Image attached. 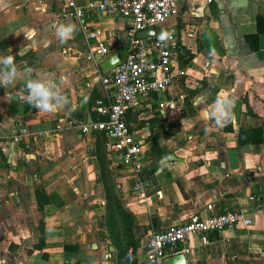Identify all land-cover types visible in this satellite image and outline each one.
<instances>
[{"label":"crops","instance_id":"obj_1","mask_svg":"<svg viewBox=\"0 0 264 264\" xmlns=\"http://www.w3.org/2000/svg\"><path fill=\"white\" fill-rule=\"evenodd\" d=\"M75 1L86 6L95 0ZM63 5L64 0H0V55H15L21 72L30 67L62 80L68 101L44 113L21 99L23 78L0 87V264H116L102 164L134 218L138 263L152 232L194 216L238 210L252 223L215 232L207 245L191 235L188 264H264V142H257L264 138V0H184L179 14L166 21L177 31L174 81L131 109L127 120L145 165L148 153L154 159L173 153L178 160L162 164L142 189L131 186V167L101 133L87 137L79 127L98 118L94 107L106 95L98 70L128 40L126 22L105 14L91 19L100 31L92 38L61 14ZM68 22L77 30L61 43L52 25ZM100 41L110 45L107 55L86 60ZM222 93L234 108L220 127L203 113ZM18 121H26L32 135L14 142ZM38 188L48 199L43 210Z\"/></svg>","mask_w":264,"mask_h":264},{"label":"built area","instance_id":"obj_2","mask_svg":"<svg viewBox=\"0 0 264 264\" xmlns=\"http://www.w3.org/2000/svg\"><path fill=\"white\" fill-rule=\"evenodd\" d=\"M182 1L184 0H95L86 6H80L75 0H64L61 8L64 17L78 21L83 31L96 39L100 31L93 28L91 19L105 14L126 22L127 38L131 41L127 59L108 73L98 70L99 82L106 91L105 99H98L94 107L98 118L92 122H81L79 127L87 137L96 133L105 134L110 150L131 167L137 189L143 188V151L142 145L130 131L127 114L154 94L169 89L174 81L172 65L176 54L177 31L174 27H166L165 23L179 14ZM151 26L158 27L154 36L136 37L139 31ZM162 30L171 34L166 43L158 39ZM68 50L66 48L64 51ZM109 50L110 45L100 41L99 46L87 52L86 60H102ZM31 135L27 122L18 121L12 140L20 142ZM239 223L250 225L252 220L241 211L235 210L208 217L194 216L186 222L171 223L152 232L147 242L146 255L138 264H164L168 256L190 254L192 248L186 242L191 235L198 236L201 244L207 245L211 234L222 232Z\"/></svg>","mask_w":264,"mask_h":264},{"label":"clouds","instance_id":"obj_3","mask_svg":"<svg viewBox=\"0 0 264 264\" xmlns=\"http://www.w3.org/2000/svg\"><path fill=\"white\" fill-rule=\"evenodd\" d=\"M55 36L61 43L71 39L77 30L75 23H53ZM171 34L162 30L158 39L166 43ZM11 52V49H8ZM18 54V53H17ZM23 78L24 102L34 106L38 111L52 113L63 109L68 103L62 92L63 81H56L46 74H34V70L26 67L21 72L15 63V55H0V87L8 88ZM234 101L228 93L218 95L210 108L204 111V118L212 120L217 126L223 127L233 116Z\"/></svg>","mask_w":264,"mask_h":264},{"label":"trees","instance_id":"obj_4","mask_svg":"<svg viewBox=\"0 0 264 264\" xmlns=\"http://www.w3.org/2000/svg\"><path fill=\"white\" fill-rule=\"evenodd\" d=\"M192 54L184 60V63H187L191 58ZM100 96V99H105V96ZM129 113V112H128ZM127 118L129 120V115L127 114ZM127 120V122H129ZM129 124V123H128ZM179 124L178 121H175L171 124L170 128L166 131V133L172 132L173 128ZM130 131L132 128L129 126ZM245 131L241 130V133ZM102 140H106L105 134L101 133L99 135ZM99 137V138H100ZM241 141V138H240ZM258 144L264 142V138L257 139ZM1 154V150H0ZM149 163L147 165H143L141 177L146 171H149L150 164L154 160L153 155L148 153ZM144 161V160H143ZM100 179L103 182L106 192H107V223L109 229L112 231L114 244L117 246L116 257L114 258L116 264H138V260L135 257V252L140 244L139 239H134L133 235L131 236V232L133 229L134 218L131 213L125 210L122 201L120 200L118 194L115 190V182L110 176V172L107 169L105 164H102V171L100 175ZM46 191L44 188L37 189V198L38 205L41 210H43L44 205L48 202L46 198ZM42 233L40 236V240L37 244V248L42 249L45 244V232L44 229H41ZM116 232V233H115ZM121 234V237H120ZM69 244H66L65 251L68 254Z\"/></svg>","mask_w":264,"mask_h":264},{"label":"water","instance_id":"obj_5","mask_svg":"<svg viewBox=\"0 0 264 264\" xmlns=\"http://www.w3.org/2000/svg\"><path fill=\"white\" fill-rule=\"evenodd\" d=\"M157 30H158V27L151 26L145 30L139 31L136 34V37L137 38L152 37L156 34ZM130 45H131V41L128 40L123 47L119 48L114 54L104 59L101 63L102 71L104 73H108L112 71L113 69H115L117 66H119L123 61H125L129 53ZM173 160H178V157H176V155H174L173 153L161 159H154L150 164L149 171H146L142 176L145 186L149 185L150 177L155 172L159 173L162 171V167H161L162 164L167 163L169 161H173ZM130 184L132 187H135L136 179L131 178ZM164 264H188L187 255L185 253H178L175 255L168 256L165 259Z\"/></svg>","mask_w":264,"mask_h":264},{"label":"rangeland","instance_id":"obj_6","mask_svg":"<svg viewBox=\"0 0 264 264\" xmlns=\"http://www.w3.org/2000/svg\"><path fill=\"white\" fill-rule=\"evenodd\" d=\"M126 42H127V41H126ZM126 42H125V43H126ZM125 43H123V44H125Z\"/></svg>","mask_w":264,"mask_h":264}]
</instances>
